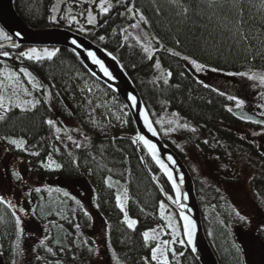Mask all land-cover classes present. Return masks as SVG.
<instances>
[{
  "label": "trees",
  "instance_id": "trees-1",
  "mask_svg": "<svg viewBox=\"0 0 264 264\" xmlns=\"http://www.w3.org/2000/svg\"><path fill=\"white\" fill-rule=\"evenodd\" d=\"M54 2L13 0V6L28 27L69 30L117 59L137 89L160 138L192 177L204 234L218 264H247L244 252L234 243L232 228L253 227L254 238L264 244V228L255 218L264 206V123H256L264 117L252 115L255 120L242 115L234 108L235 101L228 99L229 89L210 84L209 78L213 75L237 81L239 75L235 73L264 72L262 0H242L235 7H221V0L212 6L209 0H108V12L93 8L96 23L84 25L83 30L62 20L53 21ZM129 7L134 11L128 12ZM185 7L187 14L183 12ZM240 7L244 10V31L251 39L237 44L232 31ZM141 13L148 21H141L142 26L153 40L151 58L124 40V31ZM169 49L180 55H172ZM56 50L52 60L40 61L21 58L22 49L0 50L10 53L9 57L0 56V79L15 72L20 83L42 101L31 111L0 110L4 115L0 120V196L16 206L19 216L18 206L29 204L27 215L38 226H49L42 237L21 232L17 249L13 209L0 204V264H15L17 256L22 264H155L146 259L156 244L146 243L143 233L155 225L163 194L172 199L171 190L143 147L132 142L136 131L129 114L128 128L109 134L98 113H92V102L81 86L92 84L117 98L87 73L72 51ZM184 56L204 65L203 71L190 69ZM157 61L159 68L155 66ZM21 67L32 73L42 86L40 90L32 89L19 72ZM165 112L176 114L195 129L181 133L186 144L177 145L160 133L156 120ZM47 119L56 122L59 133L44 122ZM5 138L23 139L25 144L17 149ZM73 141L82 147L76 148ZM189 150L195 161L188 159ZM49 157L62 167L44 169L42 163ZM205 161L215 169L206 172ZM193 169L202 176L195 175ZM241 169L250 174L249 179L242 176ZM14 173L19 174V180ZM108 178L111 187L105 183ZM54 183L83 187L78 196L71 193L65 197L63 188L49 191L48 185ZM241 186L245 199L255 207L253 216L250 206L240 201ZM124 192L128 195V217L137 221L134 229L123 222V213L116 204V196ZM237 212L245 219L241 220ZM96 219L105 227L106 246L100 243L99 235H92ZM41 240L45 241L43 246ZM168 258L169 264H198L186 246L175 245Z\"/></svg>",
  "mask_w": 264,
  "mask_h": 264
},
{
  "label": "rangeland",
  "instance_id": "rangeland-1",
  "mask_svg": "<svg viewBox=\"0 0 264 264\" xmlns=\"http://www.w3.org/2000/svg\"><path fill=\"white\" fill-rule=\"evenodd\" d=\"M86 3V6L84 4ZM101 10L102 7L109 8V2L108 0H55L53 8H52V18L55 17V19H52L53 21H59L62 20L63 23L66 25H72L73 28L78 30H83L84 25H95L96 23V14L93 8ZM89 12H91L92 16L95 17V23L89 24L88 23V15ZM75 17V20H73L71 23H69V18ZM135 25H138V27H128L124 31V40L130 44L135 46L136 48L144 50L145 47L149 48V51L151 52L153 49V40L149 33L146 31V29L143 28L141 20L139 18L136 19ZM133 24V25H134ZM1 29V28H0ZM6 41L2 38H0V42ZM30 48H36L37 51L41 54H43L44 49L56 50L55 47H24L22 49V52L27 51ZM23 59H26L24 57H21ZM35 60V59H33ZM187 66L194 70L195 72H202L197 71L196 68L188 61L185 60ZM257 74H264V72H255ZM8 75H5L2 79H0V83L3 85H11L13 81H9L7 79ZM27 80V79H26ZM37 82V81H36ZM38 83V82H37ZM209 83L217 86L222 89H229L228 92L231 93L232 96H237V98L244 100V106L242 108H237L234 105V108L240 109L242 115H246L249 118L255 119L252 115H261V113H264V107H261L264 105V96L261 95V93H264V87L260 86L258 81H251L248 80L246 76L242 77L239 76V80L234 81L230 78H223V77H216L213 75H210ZM38 85H40L38 83ZM23 87H27L24 84H21ZM82 93L86 98L90 99V102H92V105L94 107V110L92 111L93 114L98 113V119L101 121L103 128L109 133L113 134L114 131H125L128 128V120H127V114L128 112L125 111L124 105L118 100L115 99L113 96L110 97L109 94L104 92L101 88L98 86L92 85V84H86L81 86ZM11 87L6 88H0V92L10 95L11 94ZM34 96V95H33ZM35 97V96H34ZM32 97H26L22 94H20V99H31ZM36 98V97H35ZM96 116V115H95ZM256 120V119H255ZM257 121H259L257 119ZM261 121V120H260ZM264 121V119H262ZM171 122V123H170ZM158 129L162 136L168 138L173 143H177V145H184L187 143L184 136L181 134L182 132H190L193 127L190 126L187 122H185L182 118L177 116L176 114L171 112H165L163 113L157 120H156ZM101 125V124H100ZM186 125L187 127H184ZM74 127V125H72ZM182 139V140H181ZM191 149V148H190ZM264 153V151H263ZM188 159L193 160V152L192 150H189ZM52 161V160H51ZM51 161L46 159L42 166L46 170H56L54 164L51 167H45L44 165L50 164ZM204 167L207 171H211L215 165H213L211 162L205 161L203 163ZM215 169V168H214ZM194 174L198 177H201V174H198L196 170H194ZM241 174L243 177L248 176L244 170L241 169ZM246 180V179H245ZM50 190H61L62 188L68 192L69 194L73 195H79L78 192H80L81 188L83 187L80 184L73 185L72 187L70 185H65L62 183L61 185L54 183L49 184ZM66 186V187H65ZM244 187V185H243ZM241 192L239 193V196L242 195V199L240 201H243V205L249 207V210H252L250 213L251 216L254 214V208L249 204L248 199H245L244 197V189L241 186ZM78 190V191H77ZM77 191V192H75ZM121 203L123 204L124 210L127 212V202H128V195L126 192H124L121 196ZM242 203V202H240ZM159 203V209L157 214L155 215L154 220L156 221L155 225L151 230H149V236H155L156 239L149 241H154L157 245L158 243L161 244L162 247L165 248L164 255L167 258L169 262V253L172 251L173 247L175 245L177 246H185V244L179 243L180 240H183L182 237V230L177 218L176 213L172 208H170L169 205H167L165 202L164 209L162 210L160 208ZM235 204H238L237 202ZM248 204V205H247ZM259 206V203L258 205ZM237 208H240L239 205L236 206ZM24 209L23 212H20V209ZM258 208V207H256ZM262 211L259 212L258 222L260 223V227L264 228V222L262 221L264 218V206L261 207ZM18 210L22 217V232H25L27 235H32L35 238L36 237H42L46 235V232H48L49 226L42 225L38 226L37 223H35L27 214L30 211L29 204H25L22 202V205L18 206ZM123 213V212H122ZM257 213V212H256ZM263 214V215H262ZM263 217V218H262ZM170 218V219H169ZM123 219H124V213H123ZM172 225L176 231L173 232V227H169V225ZM155 230V231H152ZM245 230V231H244ZM238 229L237 226L232 228V234L234 235V243L240 247L242 252H244L245 261L247 264H264V244H261L254 238L253 234V227H250L248 229ZM93 236L99 235L101 238L100 243L104 245V236H105V227L101 223L99 219H96V224L94 227V231L92 233ZM91 236V237H93ZM220 236H224L223 233H220ZM164 241H168L169 243L165 246L163 245ZM22 248H24L22 246ZM105 251V249H104ZM21 260L19 256L15 259V264H18V262ZM151 261V255L149 258L146 259V262L149 263ZM20 264H22V261H20Z\"/></svg>",
  "mask_w": 264,
  "mask_h": 264
},
{
  "label": "water",
  "instance_id": "water-1",
  "mask_svg": "<svg viewBox=\"0 0 264 264\" xmlns=\"http://www.w3.org/2000/svg\"><path fill=\"white\" fill-rule=\"evenodd\" d=\"M0 28L12 37V41L0 43V45H2L0 50L6 48L21 49L24 47H55L70 50L78 58L87 73L123 103L132 120L136 135H143L156 145L160 160L172 173L173 180L169 181L167 175L151 158L147 149L143 148L154 166L162 174L171 190L172 199L163 194V200L174 210L178 217L185 246L189 249L198 264H218L216 256L204 234L192 177L178 155L160 138L137 89L117 59L106 50L69 30L58 28L35 30L28 27L16 13L13 0H0ZM17 33H19V35H17ZM73 40L77 41L79 47L72 43ZM88 52H93L95 54L104 68L107 69L111 78H109V75H105L100 65L93 63L91 57L88 56ZM129 96L135 97V104L128 99ZM141 110H143L148 117L157 135L153 136L152 133L148 131L144 119L140 114ZM140 145L143 147L142 144ZM169 156L172 157L171 161L168 159ZM173 182L176 184L175 189L173 188ZM177 196L180 198L179 205L175 202ZM181 213L187 216L195 225L191 245L187 243V237L183 234L184 221L180 218ZM193 248H195V251H193Z\"/></svg>",
  "mask_w": 264,
  "mask_h": 264
},
{
  "label": "snow or ice",
  "instance_id": "snow-or-ice-1",
  "mask_svg": "<svg viewBox=\"0 0 264 264\" xmlns=\"http://www.w3.org/2000/svg\"><path fill=\"white\" fill-rule=\"evenodd\" d=\"M101 2H103V0H101ZM217 3V0H209V4L210 6L214 5ZM242 0H221L220 6L223 7L227 4H231L232 6H236L238 4H241ZM262 3H264V0H262ZM108 8L107 7H102L101 11L102 12H108ZM128 12H133L134 9L129 7L127 8ZM183 12L185 14H187L188 12V8H184ZM140 20L143 21L144 23H148V21L145 19L144 15L141 13L139 16ZM52 19H55V17H53ZM73 20H75V17H70L69 18V23H71ZM88 23L89 24H93L95 23V17L92 16L91 12H89L88 15ZM245 20H244V10L242 7L239 8V13H238V18L235 20L234 23V28L235 30L232 31V37L234 38V42L237 44L240 43H248L251 39L250 35L248 33H246L244 31V27L243 25L245 24ZM132 27H138V25H132ZM17 35H19V33H17ZM0 38L4 39V40H8V41H12V37L8 34H6L2 29H0ZM104 37L101 36L100 40H103ZM72 43L74 45H76L77 47H79V45L77 44L76 40H73ZM177 43H179V41L177 40ZM261 44L264 45V41H261ZM16 46V45H13ZM0 47H2V45H0ZM250 47V45H249ZM57 51L58 50H51L49 51L48 49H44L43 50V54L39 53L37 51L36 48H30L27 51L24 52H20L19 56L20 57H24L28 60H43V59H47V60H52L53 57H55L57 55ZM145 52H147L149 54V58H151V52L149 51V48L145 47L144 49ZM172 55H176L179 56L180 53L173 51L172 49L168 50ZM0 56L3 57H9L10 53L7 51H3L0 52ZM88 56L91 57L93 63L100 65V68L102 71H104L105 75H109L110 74L107 72V69L104 68L103 64L101 63L100 60H98L95 56V54L93 52H88ZM183 59L188 60L195 68L197 71H202L204 68V65L197 63V61L195 59H190L187 56H184ZM157 68L160 67L159 61H157L156 65ZM217 69L213 68L212 71H216ZM19 72L23 74V76L27 79V82L29 84H31L32 89L35 90H40L41 89V85H38V83L35 81V77H33L32 73L29 72L26 68L21 67L19 69ZM169 75H171V73H169ZM229 75H233V73H229ZM235 75H239V76H246L248 80L251 81H258L260 86L264 87V74H257L255 72H251V70L249 72H241V73H235ZM7 79L9 81H13V83L11 85H3L2 83H0V88H6V87H11L12 91L10 95H6L2 92H0V110H2V113H8L10 112L13 108L19 109L20 111L24 112V111H31V110H35L37 108L38 105H40L42 103L41 100L35 98L32 95V92L27 88V87H23L21 86L20 83V79L17 77V74L15 72H11L8 74ZM164 83L167 84L168 80L165 79ZM20 94L26 96V97H32L31 99H24L21 100L20 99ZM48 93L45 92V96H47ZM221 95H223V93H221ZM262 96H264V93H261ZM129 100L132 101L133 104L136 103L135 97L129 96L128 97ZM228 99L230 101H235V106L237 108H242L244 106V100L237 98L236 96H232L229 95ZM47 101L45 100L44 103H46ZM261 107H264V105H262ZM229 112L232 111L231 108L227 109ZM141 116L144 119V123L145 126L147 127L148 131L152 133L153 136L157 135L156 131L153 129L152 124L149 122L148 117L145 115L144 111L141 110ZM175 115V114H174ZM261 115H264V113H261ZM4 119V115L0 114V120ZM244 119H249L248 117H244ZM47 125H49L50 127L55 128V131L57 133L60 132V128L56 127V122L52 119H47L46 121H44ZM171 123V122H170ZM256 123H264V121H256ZM184 127H187L186 125H184ZM193 131H195V129H192ZM60 137H57V139H59ZM7 139V142L10 145L15 146L17 149L23 148L25 141L23 139H12V138H5ZM69 140H72V137L69 136L68 137ZM134 144L136 143H140L143 145L144 149H147V152L151 155V158L156 162V164L159 165L160 169L167 175V178L169 181L173 180V176L172 173L169 171L168 167L160 160L158 152H157V147L154 143H152L149 139H146L143 135H139L137 134L136 137L133 139L132 141ZM73 143L75 144L76 148H80L82 147L81 144L75 143V141H73ZM32 155H39L38 152H33ZM168 159L171 161L172 157L169 156ZM49 160L51 161V157H49ZM73 163H76V161H73ZM54 164L56 169L61 168L62 166L58 163H55V161H51L50 164H46L44 165L45 167H51ZM16 179H20L19 174L14 173ZM105 183L108 184L109 187H111V183H110V178L105 180ZM173 188H176V184L173 182ZM37 192H40V189L37 188L36 189ZM51 191V190H49ZM57 191H59V189H57ZM63 196L65 197H69V193L68 192H64ZM177 203V205L180 204V198L179 196H177V199L175 201ZM77 204H79L80 202L77 200L76 201ZM0 204H6L8 207L12 208V216L15 218V228H16V235H17V249L19 248V237L20 234L22 232V218L21 216H19L17 214V212L15 211V205H13L10 201L6 200L3 196H0ZM116 204L117 207L120 208L121 212L124 213V220L123 222L127 225V227L129 229H134L135 225L137 224V221L134 219H129L127 212L124 210L123 204L121 203V197L118 194L116 196ZM160 208L163 210L164 209V204L163 202H161L160 204ZM24 209H20V212H23ZM85 215L87 216L88 213L85 212ZM237 215L240 216V214L237 212ZM183 221V234L187 237V243L189 245L192 244V239H193V235H194V231H195V225L193 224V222L187 217L185 216L183 213H181V217H180ZM170 219V218H169ZM241 220H244L245 217L240 216ZM77 228H79V225H76ZM169 227H173L171 224L169 225ZM155 231V230H152ZM176 229L173 227V232L175 233ZM143 238L144 241L147 243L150 239L155 240L156 237L149 236V232L145 231L143 233ZM45 241L41 240L40 241V245H44ZM169 242L168 241H164L163 245H167ZM179 243L183 244L184 240H180ZM47 252L51 253L53 250L51 247H48ZM193 251H195V248H193ZM165 252V248L161 246V244H157L155 247L151 248V261H155V264H169L167 258L164 255ZM182 255V253H181ZM39 259V257H37Z\"/></svg>",
  "mask_w": 264,
  "mask_h": 264
}]
</instances>
